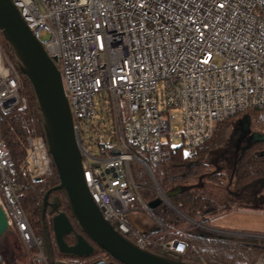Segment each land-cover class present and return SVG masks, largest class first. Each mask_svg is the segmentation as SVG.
I'll return each instance as SVG.
<instances>
[{"label":"built area","instance_id":"2783aa9c","mask_svg":"<svg viewBox=\"0 0 264 264\" xmlns=\"http://www.w3.org/2000/svg\"><path fill=\"white\" fill-rule=\"evenodd\" d=\"M12 1L60 69L82 149L85 182L105 218L127 237L134 235L139 246H155L183 258V239L168 238L167 229L160 240L151 237L166 226L157 222L160 226L150 228L149 219L155 217L132 165L145 168L156 200L181 215L154 168L178 146L196 155L220 121L264 108V0ZM1 36L0 114H5L26 106L27 98L21 94V72ZM99 112L111 114L102 129L97 128L101 136L108 132L107 141L112 139L100 146L106 150L104 157L92 155L81 139L82 125ZM28 145L27 161L41 179L53 169L45 137L31 136ZM17 172L0 133V204L8 230L20 236L30 264H66L50 259L44 236L30 224ZM204 229L241 242L264 240L259 233ZM18 260L3 258L2 264ZM253 264H264V252Z\"/></svg>","mask_w":264,"mask_h":264},{"label":"trees","instance_id":"16d2710c","mask_svg":"<svg viewBox=\"0 0 264 264\" xmlns=\"http://www.w3.org/2000/svg\"><path fill=\"white\" fill-rule=\"evenodd\" d=\"M1 40L7 53L14 59L13 52L3 36H1ZM21 77L23 82L21 94L27 98V105L17 106L9 113L0 114V133L17 165L19 186L25 192L23 208L30 224L37 235H43L46 226L54 256H63L59 253L53 241L50 224L52 214L48 209L45 219H43L42 215L45 192L59 184V176L53 165L50 174L41 179H36L27 161L29 153L28 138L31 136L44 137V132L40 111L31 84L22 73ZM246 113H249L251 129L264 131V108L249 109L220 121L213 137L197 148L196 155L190 156L183 146H178L173 149L172 155L168 160L154 168L155 177L164 191L170 192L180 188V191L172 196L170 200L188 218L205 222L209 214L221 207L220 202L205 190V185L207 184L206 182H212L215 185L223 186L227 175L222 171L214 173L209 171L208 155L214 148L227 141L234 120ZM110 116L111 114L107 113L108 119H110ZM91 126L97 130L100 125L96 121L94 123L91 122ZM107 135H109L108 132L106 136L98 134L96 139L99 141V146H108L112 142V139L107 141ZM101 138H104V142H101ZM102 151L106 153L105 149H102ZM132 166L135 180L142 186L141 194L143 199L149 204L154 203L156 194L151 189L152 182L148 173L137 163H133ZM232 178L234 190L230 189V193L235 195L249 194L251 192L254 194L259 193L256 190L264 182V141H257L243 148L233 168ZM56 197H59L61 201L60 208L72 218L61 190L53 191L50 195V200ZM137 208L144 211L143 207L139 205H137ZM151 210L157 222L166 226L165 228L161 225L158 230L151 233V237L156 240L160 239L153 236L167 229L169 231L168 238L183 239L187 243V253L183 257L184 260L200 264H253L257 257L264 252V240L241 242L216 236L203 227L187 223L179 213L163 203L151 207ZM72 220L76 228L81 231L75 220L73 218ZM130 238L136 240L134 235H131ZM66 239L70 244H73L75 240L73 235L67 236ZM150 248L154 251H160L155 246ZM102 253L109 256L103 249L97 247L95 256L86 263L98 260L99 255ZM109 259L115 261L110 256ZM66 264L68 263L66 262Z\"/></svg>","mask_w":264,"mask_h":264},{"label":"water","instance_id":"95a60500","mask_svg":"<svg viewBox=\"0 0 264 264\" xmlns=\"http://www.w3.org/2000/svg\"><path fill=\"white\" fill-rule=\"evenodd\" d=\"M0 33L13 52L18 70L31 84L48 151L59 176V184L45 192L42 205L43 219L48 209L52 214L51 230L59 253L66 257L87 258L93 256L97 247H100L115 261L98 259L84 264H200L184 260L181 256L143 248L105 218L85 182L82 149L60 69L30 30L12 0H0ZM241 121L244 131L250 129L248 116ZM257 141H264V133L256 131L252 134L251 143ZM57 190L63 192L71 216L81 231L76 228L69 214L60 208L59 197L50 200L51 193ZM179 191L180 188L167 192V196L171 198ZM160 203L158 199L150 206ZM7 230V217L0 204V239ZM69 235L75 238L73 244L66 239ZM43 236L49 257L54 261L46 226ZM2 262L0 250V264Z\"/></svg>","mask_w":264,"mask_h":264},{"label":"rangeland","instance_id":"374dc122","mask_svg":"<svg viewBox=\"0 0 264 264\" xmlns=\"http://www.w3.org/2000/svg\"><path fill=\"white\" fill-rule=\"evenodd\" d=\"M46 39L47 37H45L44 40ZM9 58L15 62L10 55ZM100 95L109 98L108 93H102ZM100 98L101 97L99 95L96 97V102L99 106L98 108L103 106V103L100 102ZM107 106H109L108 103ZM246 116L249 117V113L243 114L234 120L230 130V136L227 141L214 148L208 155L207 162L209 171L211 173L222 171L227 175V178H225L223 186L215 185L212 182H206L207 184L205 185V190H207L209 194L220 202L221 207L217 211L209 214L207 220H205L203 224L205 226L221 230L264 234V186L261 185L257 188L256 191H259L260 194H254L251 192L249 194L245 193L242 195H235L234 193L229 192L230 189H233L232 173L235 163L238 160L243 148L248 145L246 133L244 129L242 130L241 123V120ZM96 121L99 123L100 127L103 125L104 121L108 122L107 112H99V115L92 120V123ZM100 129H102V127ZM97 136L98 131L92 128L91 123L82 125L81 139L83 145L91 151L92 155L104 157L106 156V153L100 149L99 141L96 139ZM100 140L101 142H104V138H101ZM139 165L143 167L141 164ZM149 179L151 181L150 176ZM183 216L187 223L189 222L204 228V225L200 224L201 221L200 223H197L195 220L188 218L186 215L183 214ZM157 224V220L150 217V227L154 228ZM164 234L165 231H160L153 237L161 239V236H164ZM0 247L5 261L12 262L18 258L19 260L14 264H30L28 252L26 251L18 234L7 230V232L0 239ZM94 256L95 254L87 258H73L55 255L54 258L57 262L84 264ZM98 259H107L110 261L109 256L103 253L99 255Z\"/></svg>","mask_w":264,"mask_h":264},{"label":"flooded vegetation","instance_id":"af4514ba","mask_svg":"<svg viewBox=\"0 0 264 264\" xmlns=\"http://www.w3.org/2000/svg\"><path fill=\"white\" fill-rule=\"evenodd\" d=\"M242 130H243V127H242ZM254 132H256V131H254L253 129H251V127H250V129H248V130H246L245 131V133H246V139H247V141H248V145H251V144H253L254 142H252L251 143V140H252V134L254 133ZM261 134H263L264 133V131H259ZM44 219H45V217H44ZM50 220H51V218H50ZM51 224V223H50ZM1 248V247H0ZM111 261V260H110Z\"/></svg>","mask_w":264,"mask_h":264},{"label":"crops","instance_id":"0c3cea01","mask_svg":"<svg viewBox=\"0 0 264 264\" xmlns=\"http://www.w3.org/2000/svg\"><path fill=\"white\" fill-rule=\"evenodd\" d=\"M150 226V225H149ZM151 228V227H150ZM152 229V228H151Z\"/></svg>","mask_w":264,"mask_h":264}]
</instances>
